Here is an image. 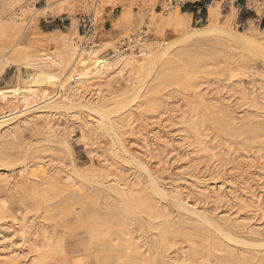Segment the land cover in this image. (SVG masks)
<instances>
[{
  "label": "rangeland",
  "instance_id": "1",
  "mask_svg": "<svg viewBox=\"0 0 264 264\" xmlns=\"http://www.w3.org/2000/svg\"><path fill=\"white\" fill-rule=\"evenodd\" d=\"M32 4L0 0V18L8 22L0 27V59L8 55L10 60L8 65L0 60V89L41 86L36 76L45 75L38 57H68L59 39L34 32L41 15L30 23L35 15L28 12L24 23L13 22ZM95 4L102 6L100 13L93 10ZM119 4L117 20L105 24V7ZM146 5L147 0H72L69 5L71 27L76 20L78 28L77 16L86 18L83 36L91 19L96 23L92 36L98 33L108 42L78 68L76 83L82 98L77 103L97 100L92 94L99 91L103 109L51 108L41 119L54 122L59 138L49 137L37 116L0 131V264H155L152 241L163 249L157 264H264V237L246 234H264V59L245 46L230 44L223 30L247 33L259 27L240 24L237 11L227 12L219 4L217 29L200 39L173 28L167 33L153 30L165 51L132 82L127 69L102 72L99 66L113 61L116 51L132 52L125 51L128 41L144 27L151 32ZM157 5L155 0L153 10L162 17L158 20L173 11L165 14ZM207 24L190 18L191 29ZM256 34L264 43V32ZM11 65L18 75L6 85L1 76ZM68 68L44 67V73L62 76ZM179 72L182 83L166 81ZM71 78L66 77L69 93ZM49 85L44 89L53 95L58 85ZM99 113L115 123L122 141L149 164L171 195L196 201L200 210L227 219L244 240L248 237L247 242L257 246L228 243L201 220L171 206L169 199L153 194L141 171L112 153L110 138L98 129ZM113 181L127 184L128 198L150 200L152 212L145 216L132 200L129 209L123 208L120 197L101 184Z\"/></svg>",
  "mask_w": 264,
  "mask_h": 264
},
{
  "label": "bare ground",
  "instance_id": "2",
  "mask_svg": "<svg viewBox=\"0 0 264 264\" xmlns=\"http://www.w3.org/2000/svg\"><path fill=\"white\" fill-rule=\"evenodd\" d=\"M61 1H63V3L60 5L53 3V4L45 7L44 9H41V10L35 9L33 6L32 7L29 6V7L24 9V14H22L21 16L18 15L17 18L13 19V22L18 23V24L24 23L25 16L28 12H31V16L35 15L34 19L30 18V21H28L30 23H33V21H35L37 19V16L46 14L47 11L62 13L64 11L69 10V5H71L72 0L71 1L70 0H61ZM154 2H155V0H147V5L150 8V12H151L150 17H149V21H150L149 27L151 28L152 33L151 32L147 33V31H146L145 37L138 38V39L132 41L131 42L132 44H130L129 47L125 49V51L131 50L132 51L131 53H129V52L124 53V50H123V52L116 51L114 53L115 55L113 57L114 58L113 61L107 62L103 66H99V67H101L100 70L102 72H106V70L114 69V70L118 71L119 73H123L127 69L130 72L129 75H130V80L132 82L133 76L137 72H139L140 70L142 71V69H145L146 67L148 69L149 68L148 66L151 65L152 63L155 64V61L160 59L161 56L163 55V51H165L164 47H166V46L163 44V42H164L163 40L158 41L159 39L157 40V38H155V33H153V30H159L162 33H167V31L170 28H173L175 30L182 32L183 35H185L189 38L200 39L201 36L204 35L205 33H210L211 31L217 29V22H218L219 15H220V8H219L218 3L210 8V13H209L208 20H207L208 24L206 26L191 29L190 28V17L186 14L181 13L180 9H177V8L175 10L173 9V11L171 10L172 12L169 15H167L164 19L158 20L157 18L159 16L161 17V13L155 12L153 10ZM54 7L57 9L55 10ZM93 10H95L96 13H100L102 11V6L100 4L99 5L95 4ZM232 17H233V14H230L229 18H232ZM97 19H100V18L98 17ZM99 22L101 23V21H99ZM6 23H8V22L5 19L0 18V27H2V28L5 27ZM100 23L99 24L97 23V24H98L99 29L101 30V29H103L102 28L103 26H101ZM10 24L11 23H9V25ZM93 24H96V23H93ZM32 28L35 30L36 26H34ZM77 30H78L77 21L74 20L72 27H70L66 33L59 32L56 35L42 34L41 32L38 33V35H40V36H47V37L57 36V37H52V39H59L61 45L64 48H66V52L68 53V57L67 58H64V57L61 58V55H60V61L55 60L53 58L44 57V56L38 57L39 59L37 58L38 60H40V65L42 66L41 69L43 70L42 73L45 75L42 79H40L36 76L37 79L42 81L43 84L41 86L40 85L35 86L34 84H31V85H28L27 87H20V88L11 87V88L0 89V107H1V111H2V112H0V131H2L3 129H5L6 127H9L10 125H12L14 123H18V122L22 123L25 120H28L30 118L37 116L38 120H44V124L47 127L46 128L47 129V135H49V137H51V138H59L60 133H59V130H57L55 128L54 122H52V120H47L48 118L47 119L45 118L46 120L41 119L43 117L42 114L48 115L47 113L51 111V108L53 109V107H59V108H65L66 109L69 107H79L80 106V107H83L84 109L86 107H88V108L91 107L90 109H92V107H93V109L97 110V111L98 110L101 111V109H103L102 108L103 107L102 98H99V96H100L98 93L99 91L92 94L93 99L95 97V99H97L98 101L97 100L92 101V99H89L88 101L86 100V102L83 103L84 105H82L81 103H77L82 98L79 95V93L81 92V89H80V87H78L79 84L77 85L76 83H78V81H80L79 74H78V68L87 60L86 58L91 57L99 49H102L105 44L106 45L108 44V42L107 41H101L100 40L101 38H99L98 33H95L94 35H96V34L97 35L92 36L95 39L93 42H91L90 51H88L87 50L88 46L85 45L86 36H84V35L82 36V35L78 34ZM223 30L227 32L228 42L230 44H233L236 46H240V45L245 46V47L249 48V50L253 51L254 54H256L258 57H261L262 59H264V43L261 42V40L259 39V37L256 34V32L259 29H256V30L249 29V31L247 33H245L244 31H232L230 29H223ZM259 31H261V30H259ZM262 31L264 32V30H262ZM77 38L82 39V42L80 44H79V41L77 40ZM136 50H138V52ZM0 60L5 62V65H8L10 62L8 55L2 57ZM26 63L31 65V59L30 58L26 59ZM60 64L61 65L65 64L66 66L69 65L68 72L65 75L56 76V75L49 73V72L44 73V67H47V68L52 67V66H60L61 67ZM198 64H199V62H198ZM183 68H185V67L183 66ZM181 69H182V67H181ZM178 71H179V69H178ZM180 72H182V70H180ZM180 72L176 73V75H174V77L172 76V78L167 77L166 81L169 83L172 82L173 80H175L177 82H181L180 81L181 80ZM184 73L185 72H183V74ZM71 74H74V75L69 76ZM188 74H189V72H188ZM164 75L166 76V74H164ZM67 76L72 77L71 82L74 84L73 87L70 86L72 88V89L70 88L71 90H69L70 93L68 92V89H67V86H68V84L66 83V81H68V80H66ZM168 76H171V75H168ZM161 79H162V77H161ZM163 79L165 81L164 77H163ZM167 82H165V83H167ZM186 82H183V85ZM47 84L48 85L49 84H52V85L57 84L58 85L57 92L54 93L53 95H52V93L47 92V90L44 89V87ZM186 88H188V87H186ZM94 91H96L95 88L93 89V91L91 90V92L89 94H91ZM61 92H63V93H61ZM56 99H59V101H57V103H55ZM15 101L18 102V105L16 104V106L14 105ZM95 101H97V102L94 103ZM59 108H57V109H59ZM57 109H55V110H57ZM93 109L91 111H93ZM29 122H31V121L29 120ZM23 124H24V122H23ZM98 129L103 130V132H105L108 135V137L111 140V144H112V153L119 160L121 159L123 162H125L127 164V166L132 165V166H134L133 168L136 167V169H139V171H141V173L143 174V176L145 178V182H146L147 186L151 189L153 194L162 198V200L163 199H166V200L169 199L171 206L175 207L178 211H180L184 214H187V215H191V216L201 220L202 223L204 225H206L208 228H210V229L216 231L218 234H220L223 237V239L226 240V242L231 243V244H236V245L257 246L256 245L257 243L251 244L252 243L251 241H250V243H248L247 242V239H249L248 237L246 240H244V238H242L243 235L241 236L237 232L238 229L236 227H234L233 224H231V222H229L227 219L222 218V217L217 218L205 210H200L198 205L195 203L196 201L193 202L190 199L185 198L179 194L171 195L170 191L168 192L165 189V187L159 182V179L157 178L158 176L150 168L149 164L142 157L136 155L132 150H130V148L127 146V144H125L122 141V139L120 138V136L117 133V127H116L115 123L111 122L108 119V117H105V115L103 113L100 114V118L98 120ZM75 171L76 170H74V174L76 173ZM72 174H73V172H72ZM67 178L70 179L71 176H68ZM101 184H103V186L105 184L106 187L113 194L118 196V198L120 197L119 199H121L122 204L123 203L125 204L122 206L123 208L127 207V209H129L130 204L128 205V203H129L128 201L132 200V199L127 197V193L129 190L127 191L128 187H126L127 186L126 183L121 184L120 182H114L113 181L112 183L104 182ZM149 201L150 200H148V199H145L143 201L132 200V201H130V203L136 209H142V211L144 210L143 212H147V213H145V216H146L149 212H152V210H153V205ZM137 215H141V214H137ZM197 229L200 230L198 227H197ZM261 233H263V232H261ZM261 233H259V231H248L246 234L251 236V238H253V237L254 238H261V236L264 237V234L261 235ZM243 234H245V233H243ZM194 235H196V234H194ZM245 238H246V236H245ZM263 240H264V238H263ZM157 242L158 241H152V244H151V246H152L151 247V250H152L151 253H152L153 260H154L155 264L158 263L159 258H161L163 260V258H162V250L163 249H162L161 244L159 242H158L159 243L158 244ZM259 242H260V240H259ZM263 245H264V243H262V246ZM164 249H165V247H164ZM165 257H167V256H165ZM107 261L112 262L113 261L112 257H109ZM145 263H147V262H145Z\"/></svg>",
  "mask_w": 264,
  "mask_h": 264
},
{
  "label": "crops",
  "instance_id": "3",
  "mask_svg": "<svg viewBox=\"0 0 264 264\" xmlns=\"http://www.w3.org/2000/svg\"><path fill=\"white\" fill-rule=\"evenodd\" d=\"M35 9L41 10L48 6L47 0H30ZM222 4V7L230 12L231 9L237 11V15L240 20V24L247 26L250 22H253L255 26L259 27V30H264V0H186L184 7L181 9V13L188 15L191 18V22H202L208 20L210 13V8L215 4ZM122 5H117L115 7L106 6L103 14V20L105 24L113 23L117 20L118 16L115 13L119 12ZM56 10L57 8L54 7ZM54 10V11H55ZM79 20L78 32L82 34V22L86 21V18ZM73 18L71 17L69 11H64L62 13H56L47 11L45 15H41L37 22V30L34 32L56 35L59 32L66 33L71 27ZM32 31L29 36L32 37ZM57 36H49V39ZM55 43H51L52 49L55 48ZM18 75L17 67L11 65L8 67L3 75L1 76V82L9 85L16 81Z\"/></svg>",
  "mask_w": 264,
  "mask_h": 264
},
{
  "label": "built area",
  "instance_id": "4",
  "mask_svg": "<svg viewBox=\"0 0 264 264\" xmlns=\"http://www.w3.org/2000/svg\"><path fill=\"white\" fill-rule=\"evenodd\" d=\"M158 1V5H157V9H159L161 12L163 13H168L171 10L175 9V8H179L182 9L185 5V1L186 0H157ZM85 27L87 28V32L84 34V36H86V42L85 45L89 46L91 45V36L93 33V22L91 21V19H88L87 24L85 25ZM147 28L144 27L143 31L137 36L131 39V41H128V46L129 47L130 44H132L131 42L138 39V38H143L146 35Z\"/></svg>",
  "mask_w": 264,
  "mask_h": 264
}]
</instances>
